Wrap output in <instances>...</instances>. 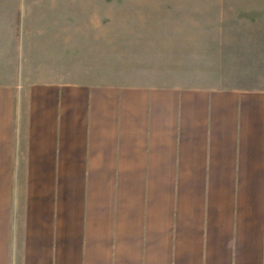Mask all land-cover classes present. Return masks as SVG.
Instances as JSON below:
<instances>
[{"label": "crops", "instance_id": "0c3cea01", "mask_svg": "<svg viewBox=\"0 0 264 264\" xmlns=\"http://www.w3.org/2000/svg\"><path fill=\"white\" fill-rule=\"evenodd\" d=\"M76 5L0 0V264H264V89L78 55Z\"/></svg>", "mask_w": 264, "mask_h": 264}, {"label": "rangeland", "instance_id": "374dc122", "mask_svg": "<svg viewBox=\"0 0 264 264\" xmlns=\"http://www.w3.org/2000/svg\"><path fill=\"white\" fill-rule=\"evenodd\" d=\"M55 1L77 4L78 55L158 83L264 89V0Z\"/></svg>", "mask_w": 264, "mask_h": 264}]
</instances>
